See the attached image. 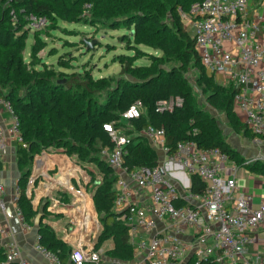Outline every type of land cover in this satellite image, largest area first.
I'll return each instance as SVG.
<instances>
[{
  "label": "trees",
  "instance_id": "obj_1",
  "mask_svg": "<svg viewBox=\"0 0 264 264\" xmlns=\"http://www.w3.org/2000/svg\"><path fill=\"white\" fill-rule=\"evenodd\" d=\"M0 0V54H3L2 66L5 69L15 64L17 44L22 45V38L9 27L7 9ZM93 15L108 20L110 27L124 24L132 27V39L137 44H144L159 50L157 58L152 55L149 65H131L128 56L120 58L121 68L118 76L104 77L96 81L86 80L85 76L70 75L62 79L51 69L40 74L27 71L23 77L6 76L9 83L0 88V97L12 107L19 121L20 138L16 146V162L20 176L17 179V207L24 219L32 224L34 211L31 197L26 195V184L30 164L35 153L43 149H63L69 155H75L82 162L85 158L96 163L101 179L90 185L94 208L102 225L93 249L102 242L112 239L113 247L105 251L111 261L99 260V264H127L134 258L133 245L130 242L128 226L115 211L116 171L104 157L97 160L96 153L103 148H110L112 141L102 125L115 121V126L122 128L132 136L124 156L129 168L139 165H156L158 154L149 142L138 132L151 124L163 127L165 143L174 148L177 142L192 140L197 147H218L237 166H245L253 172L264 174V163L253 160L248 163L226 141L211 117H203L195 107V100L190 84L182 71L183 66L198 68L201 83L207 90L206 100L227 116L228 125L236 132L241 130L254 133L237 117L233 97L239 91L234 83L230 86L218 84L213 74L207 73L195 48V39L185 30L177 11L178 7L188 10L197 0H91ZM15 10L22 14L36 17L63 20L79 19L82 10L80 0H12ZM89 3V2H86ZM163 17L171 18L170 23ZM8 52L11 55L8 56ZM35 51L33 50V53ZM178 60L181 65L166 64ZM100 96V97H98ZM180 99L179 105L171 110L156 112L158 101ZM139 103L145 112L140 117L120 121L121 112L129 105ZM193 124L198 131L192 133ZM189 191L202 194L204 182L195 174L190 175ZM37 240L44 247L54 252L61 264L69 262L70 247L58 239L52 228L37 225ZM3 248L0 246V264L4 262ZM83 264H94L84 262ZM215 264V263H201Z\"/></svg>",
  "mask_w": 264,
  "mask_h": 264
},
{
  "label": "built area",
  "instance_id": "obj_2",
  "mask_svg": "<svg viewBox=\"0 0 264 264\" xmlns=\"http://www.w3.org/2000/svg\"><path fill=\"white\" fill-rule=\"evenodd\" d=\"M251 1L197 0L188 10L178 7L177 11L192 29L196 51L207 73L226 74L239 87L233 106L244 113V123L264 144V68L260 67L264 63V44L257 39L263 16L248 15ZM84 7L91 4L84 3ZM170 101H158L155 111L170 110ZM0 103L11 116L9 132L18 140V118L4 98L0 97ZM143 113V107L133 103L121 112L120 121ZM102 127L112 146L100 153L117 173L114 205L121 208L119 218L128 226L133 245L134 258L127 264H264V251L257 249L249 257L247 250L248 245L258 241L264 245V199L253 207L250 194L234 196L238 166L221 149L200 148L192 140L179 141L171 148L165 143L164 128L149 124L138 134L156 150L157 164L129 168L124 156L132 136L115 126V121L105 122ZM6 136L0 119V151ZM191 174L204 182L202 194L189 191ZM2 190L0 183V193ZM18 191L16 186L15 204ZM136 191H145L147 201L134 200ZM0 209H4L1 199ZM15 214L21 227L31 228L17 205ZM0 246L5 257L2 264H32L3 227ZM33 248L61 264L59 257L38 240ZM100 259L99 251L91 247L85 252L79 247L71 252L66 264H99Z\"/></svg>",
  "mask_w": 264,
  "mask_h": 264
},
{
  "label": "crops",
  "instance_id": "obj_3",
  "mask_svg": "<svg viewBox=\"0 0 264 264\" xmlns=\"http://www.w3.org/2000/svg\"><path fill=\"white\" fill-rule=\"evenodd\" d=\"M247 12L250 17H254L257 13L263 16L262 28L257 34V39L264 44V0H252ZM226 46L232 48L228 43ZM260 67L264 68V63ZM213 76L216 79L228 80L226 74H213ZM234 110L239 120L244 122V113L235 106ZM0 119L7 131L5 144L0 151V183L3 186L0 199L4 206V209H0V228H5L14 237L22 253L32 264H55L33 248L37 240L38 226L34 224L37 214L41 215L42 224L52 228L55 236L70 247V252L79 247L85 252L89 251L95 245L102 225L94 208L92 192L89 187L83 186L85 175L74 154L43 149L33 155L26 195L31 197L30 202L35 213L30 229L20 226L15 214L16 204L13 201L17 179L21 174L16 162L17 139L9 132L11 116L1 103ZM227 128L229 129L227 134L236 135V144L231 147L244 159V162L254 158L264 163V144L260 138L253 136L249 131L242 130L241 133H236L231 127ZM226 141L230 143L228 138ZM235 180L234 196L239 193L250 194L253 207L264 199V174L250 171L245 166H238ZM133 199L146 202V192L136 191ZM114 209L116 212L121 211V208L116 206ZM112 247V239L102 242L97 249L101 259L112 260L104 254ZM257 249L264 251V245L260 241L248 245L249 257Z\"/></svg>",
  "mask_w": 264,
  "mask_h": 264
},
{
  "label": "rangeland",
  "instance_id": "obj_4",
  "mask_svg": "<svg viewBox=\"0 0 264 264\" xmlns=\"http://www.w3.org/2000/svg\"><path fill=\"white\" fill-rule=\"evenodd\" d=\"M86 2L92 4L91 0H80L79 8L82 13L79 19L69 21L57 16L30 18L28 14L15 10L16 6L12 0H3L2 3L7 9L10 21L9 27L22 38L23 44H17L19 52L14 54V59L17 61L15 63L19 64L18 67L14 64L5 69L2 66L4 55L0 54V88L6 89L4 86L9 83L6 76L23 77L26 70L38 71L43 75L45 71L51 69L62 79L76 75L85 76L86 80L91 82L104 77L116 78L121 68L120 58L122 56H128L131 65L141 66L151 64L152 55L157 58L162 56L159 50L133 41L132 25L128 27L119 24L117 27H110L108 20L96 18L93 15V7H84ZM162 20L169 24L171 18L163 17ZM183 27L192 36L191 27L184 22ZM7 54L9 56L11 52ZM170 63L181 65L178 60H170L166 64ZM182 71L190 84L195 107L202 112L203 117H211L222 135L229 139V144L235 145L236 135L227 134L229 125L226 114L223 110L211 106L206 100L207 90L200 82L198 68L188 65L183 66ZM213 78L222 86L231 85L228 80L216 79L215 76ZM170 102L174 108L180 103V99H171ZM196 131H198L197 126L193 124L191 132ZM248 137L250 138L249 135ZM53 151L64 152L63 149ZM96 156L97 160L102 159L99 151ZM78 163L85 175L83 186L91 187L90 185H94L101 179L95 162L92 163L85 158Z\"/></svg>",
  "mask_w": 264,
  "mask_h": 264
},
{
  "label": "water",
  "instance_id": "obj_5",
  "mask_svg": "<svg viewBox=\"0 0 264 264\" xmlns=\"http://www.w3.org/2000/svg\"><path fill=\"white\" fill-rule=\"evenodd\" d=\"M120 213H121V211L118 212V214H120ZM40 216H41L40 214H37V215H36V217H35V219H34V224H35V225H38V224H39Z\"/></svg>",
  "mask_w": 264,
  "mask_h": 264
}]
</instances>
